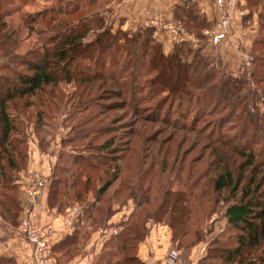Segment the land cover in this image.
<instances>
[{"label":"rangeland","instance_id":"1","mask_svg":"<svg viewBox=\"0 0 264 264\" xmlns=\"http://www.w3.org/2000/svg\"><path fill=\"white\" fill-rule=\"evenodd\" d=\"M58 1L3 0L0 2V11L6 10L5 13H7L1 19V22L5 21L6 25L1 26L0 29V76H8L14 80L15 74L13 75L12 72H29L22 61L25 58L33 57L40 49L41 42L46 41L49 34L52 33L48 28H45V23L50 19L49 17L58 14L54 10L56 7L50 10L57 6L55 2ZM71 1L73 5L77 3V0ZM68 2L63 1L62 9L65 10L68 7ZM106 4L107 0H96L91 5H81V9H78L77 13L67 18L74 22L86 14L101 16L103 20L105 16L109 25L114 22L112 30L115 31L119 28L115 22L116 16L110 11L104 14ZM262 6L264 4H255L251 7L258 14L259 12L264 13ZM39 13L41 15L38 16ZM249 18L251 20V16ZM256 18L255 28H252L256 30L254 39L261 42L255 45L252 43L251 49L245 45L241 47L240 44L236 49L238 61L231 67L222 60L216 47L209 45L204 34L202 38H198L189 33L186 26L180 22L184 27L185 36L186 34L191 35L190 40L186 41L184 38L183 41H180L186 44L183 50L188 59L204 57L209 60L214 59L213 63L216 64L215 62L220 56L222 64H216L215 68L221 72H216L217 75L213 82L219 78L232 79L230 76L243 77L245 82L248 80L246 84L245 82L241 83L240 87H232L225 95L231 96L232 99L237 97L236 100L239 99L238 102H241L232 108L231 116L226 115L230 110L228 108L230 104L223 97L219 99L221 102H218L214 107L209 104L208 108L195 103V101L192 104L183 101L180 106L177 101L172 102L171 99H168L164 102L160 99L158 109L156 107L157 100L166 96L165 92H159L152 100L148 99L141 103L137 110L132 109L129 105L124 106L122 98L114 93L119 90L120 85L115 84V80L109 79L104 84V54L98 57V54L95 53L93 57L77 59L79 67L74 74L78 79L89 72L88 74L94 78L93 80L89 82L72 80L69 83L61 81L55 87L46 86L43 91H37L33 96L13 101V112H17L23 119L22 124L17 125L20 131L18 135L29 138L32 133H36L39 137L38 133L43 135L46 131L49 135H45V139L40 144L41 148L45 147V144L54 135L59 136L61 152H63L61 153L63 156L60 161L61 167H65L64 170H83L82 181L90 175L92 189H96L103 182L107 176L104 171L114 170L118 164L119 170H173L172 180L175 179L173 188H184L185 182L191 184L195 181L196 184L192 188L190 197L193 207L191 213L193 221L191 220V222L195 223L193 228H198L205 233L204 241L207 247L204 254L213 253L214 255L209 257L205 264H232L235 262L238 264H264L260 258L261 254L264 255V235L260 239V246L242 247L232 263L227 262V252L218 251L228 248L232 251L233 248L239 246L238 236L242 233L240 228H236L222 219L226 206L233 202H239L245 190L251 191L246 199L252 198L255 202H261L264 205V95L261 94L264 84L252 81V76L254 75V79L257 76L255 71L253 75H250L251 69L256 65L257 58L261 56L260 59H264V42H262L264 31L261 29L262 25L260 27L259 24L262 22L260 17L258 18L257 15ZM251 24H253L252 20L247 23V25ZM209 27L207 26V28ZM98 29L94 32L90 31L85 40L93 39L99 32ZM122 29L129 33L135 30ZM4 36L9 39L5 40ZM242 52H246V56L251 58L249 65L243 61ZM207 54L211 58L207 57ZM117 59L118 64H121L120 57ZM263 64L264 62L259 64V68ZM105 68L115 72L111 73L112 76L116 78V81L120 79L121 82L127 80L134 73V68H131L127 73H122L118 65H112L108 60ZM263 74L264 72L261 73V75ZM97 75H101V78L96 77ZM122 75L123 77H121ZM150 76L146 72L140 73L136 79L143 86L135 85L132 90L137 94L149 93V88L153 86L149 83ZM1 83L0 80V86H2ZM211 83L205 84L208 90L214 89V85ZM153 89L157 88L153 87ZM216 90L218 89L216 88ZM216 94L217 91H215ZM131 103L134 106L136 104L134 101ZM170 104L171 107H169ZM210 109L212 110L208 111ZM165 110L168 115L167 113L165 115ZM196 110H204L208 113L202 116V113L195 114ZM196 115L200 117L197 119V128L201 126H204L202 130L207 128L204 134L190 130L192 117ZM38 116L40 121L48 122V125L36 129L35 124ZM218 116L221 123L216 126L213 120ZM210 130L211 132L213 130L214 137L217 134H222L227 138L236 135L232 141L237 147L234 145L222 146L220 153L225 151L227 155L212 156L213 145L210 143L213 140L206 138L207 132ZM107 139H112L114 143L112 147L104 148L101 144ZM233 147L238 150L243 148V152L240 151L242 154L239 151L238 153L232 151ZM91 156L96 157L91 158ZM82 157L85 158V161L82 160ZM224 167H230L233 183L220 193H215L212 190L213 178L219 172H223ZM176 170L181 171L176 174ZM69 178H72V175L65 176L64 179L69 181ZM235 187L237 190L234 191ZM198 196L199 198H197ZM85 199L90 200L88 197ZM78 203L83 205L84 202L81 200ZM97 229L99 230V228ZM209 247L210 250L214 248L212 249L214 251L207 250Z\"/></svg>","mask_w":264,"mask_h":264},{"label":"trees","instance_id":"2","mask_svg":"<svg viewBox=\"0 0 264 264\" xmlns=\"http://www.w3.org/2000/svg\"><path fill=\"white\" fill-rule=\"evenodd\" d=\"M63 1H70L65 10L61 6ZM94 1L96 0H77L75 5L72 4L71 0L55 2L57 6L52 7L50 10L56 7L54 10L58 14L49 17L50 19L45 23V28H48L52 33L49 34L46 41L43 40L41 42L40 49L36 53L34 52L33 57H30V59L25 58L22 61V64L26 66L29 72H12L13 75L15 74L14 80L8 76H0L2 82V86H0V212L16 228L19 224L22 206L15 180L19 171L25 169L28 163V138L18 135L20 131L17 125L22 124L23 119L20 118L21 115L17 112H13V101L33 96L37 91H43L46 86L55 87L61 81L69 83L72 80L80 82L93 80L94 78L88 74L89 72L78 79L74 76L76 69L79 67L77 59H87L93 57L95 53L98 54V57L104 54V84L108 79L115 80V84L120 85L119 90L114 92L115 95L122 98L124 106L129 105L132 109L137 110L141 103L148 101V99L152 100L159 92H165L166 96H162L157 100L156 107L158 109L160 99L161 101L164 100V102L168 99H171L170 101L172 102L177 101L180 106L183 101H187L188 104H192L195 101V103L208 108L209 104L214 107L218 102H221L219 99L223 97L230 104L228 106L230 110L226 115L228 116L229 114L231 116L232 108L241 103L238 102L239 99L236 100L237 97L232 99L231 96L225 95L229 93L232 87L242 86L241 83L245 82L243 77L230 76L232 79L219 78L216 82H213L217 75L216 72H221L215 68L217 67L216 64H222L220 56H218L216 64L213 63L214 59L209 60L204 57H195L190 60L183 50L186 45L184 42H174L171 51L165 53L162 44L154 37V29L151 27L140 26L133 30L132 33H129L123 30L121 26L115 31L112 30L114 22L109 25L105 16L103 20L101 16L86 14L74 22L67 18L77 13L78 9H81V5H91ZM108 2L109 0H107V4ZM107 4L104 8V14L109 11ZM255 4H264V0H247L249 8L247 14H250L249 16H252L253 12L251 6ZM5 11H0V29L1 26L6 25L5 21L1 22L2 17L7 14ZM257 15L262 21L259 24L260 27L262 25L261 29L264 31V13L259 12ZM173 19L183 23L189 33L198 38L203 37V29L211 26V22L206 15L197 7L196 0H180L176 3L173 8ZM97 29L99 32L95 34V37L86 41L88 33ZM4 39L8 40L9 38L4 36ZM260 42L255 38L252 43L255 45ZM211 47H216L217 50L219 46ZM134 55L135 57H133ZM118 57H120L121 64H118ZM207 57L211 58L209 54H207ZM260 57L257 58L256 65L252 68L253 70L251 69L250 75H253L255 71L257 76L254 79L253 75L252 81L264 84V74L261 75L264 72V64L259 68V64H262L264 59L262 60ZM107 60L112 65H118L122 73H127L131 68H134V73L127 80L121 82L119 79L116 81V78L111 74L115 72L105 68ZM145 72L151 75L149 83L153 86H146L150 87L149 93L137 94L132 90V87L135 85L138 87L143 86L136 78H138L140 73ZM96 77L101 78V75ZM207 82H212L214 89L210 88L208 90L205 85ZM246 83H248V80H246ZM153 87L157 89H153ZM215 91H217L216 95ZM261 94L264 95V89ZM132 101L136 103L135 106L131 103ZM171 104L169 107H171ZM32 105L34 106L35 104ZM251 108L254 107L251 106ZM164 112L166 115L167 111L165 110ZM199 113H202L203 116L208 112L196 110L195 114ZM197 119H200L197 115L192 117L190 130L192 132L197 131L198 134H204L207 128H204V130H202L204 126L197 128ZM213 121L216 126L221 123L219 116ZM44 125H48V122L43 123L38 116L35 124L36 129H40ZM207 133L206 138L213 140L210 143V145H213L211 155H214V157L217 155L221 156V154L223 156L227 155L225 151L220 153V149H222V146L230 147L234 145L235 142L232 139H235L236 135H233L232 138H227L222 134H217L214 137L213 130ZM38 135L39 137L36 136L41 144L45 139V135L49 134L45 131V134L41 135L38 133ZM113 143L112 139H107L101 145L104 148H108L112 147ZM234 146L237 147L236 145ZM235 147L231 150L237 153L239 151L242 154L240 151L243 148L238 150ZM61 153L52 168L50 197H59L62 200L59 203L66 205L65 208L71 206L68 203L71 199L76 202L81 200L84 202L81 215L74 223L71 233L68 232L69 234L67 235L73 234L75 228L81 223L82 216L93 215L94 221L97 223L95 228H97L102 226V222H105L110 215V207L113 201L122 203L130 198L134 202V209L128 218L120 222L117 232L109 234L104 241L103 249L95 264H144L136 256L135 250L138 243L148 232L147 222L149 219H152L153 222L168 224L172 230V241L176 246L183 248L184 251L196 242L204 240L205 233L198 228H193L195 223L191 222L193 207L192 203H190V197L192 188L196 184L195 181L191 184L185 182L184 188H173L175 180H172L173 170H119L118 164L114 170L104 171L107 176L96 189H92L90 175L86 176L82 181L84 177L83 170H64L65 167H61L60 161L63 157ZM95 157L91 156V158ZM82 160L85 161V158L82 157ZM252 163L251 161L250 164L252 165ZM88 165L93 166L92 164ZM222 170L224 171L219 172L212 181V190L215 193H220L233 183V174L230 167H224ZM176 171V174H178L181 170ZM188 173H190V170H188ZM71 175L72 178H69V181L64 179L65 176ZM156 186L158 187L156 188ZM235 190H237V187L234 188ZM88 192L93 195V199H85ZM250 193V190H245L240 201L227 205L224 211L222 219L242 231L238 236L239 246L233 248L232 251L230 248H228L229 250H218L227 252L226 259L228 263L234 261L242 247L247 245L251 247L260 246V239L264 235V205L261 202H255L252 198L246 199ZM103 194L104 205L96 207V211L93 213L96 202L102 199ZM197 201L199 202V200ZM103 227H106V225ZM212 249L214 248H211V250L210 247L207 248V250L214 251ZM211 256H214L213 253H206L199 260V264H205L206 260ZM260 258L264 261L263 254H261ZM0 264L7 263L0 259Z\"/></svg>","mask_w":264,"mask_h":264},{"label":"crops","instance_id":"3","mask_svg":"<svg viewBox=\"0 0 264 264\" xmlns=\"http://www.w3.org/2000/svg\"><path fill=\"white\" fill-rule=\"evenodd\" d=\"M180 0H109L107 7L109 11L115 14V22L124 29H136L140 27V22L145 17H150L153 13H158L163 19H173V8ZM197 7L204 13L211 22L217 17L216 12L212 8L213 0H196ZM249 8L247 0H239L237 8L231 10V15L236 21L235 35L239 38L240 46L245 45L251 49L254 39L255 29H252L257 22V14L252 12L250 23ZM247 22V23H245ZM153 28V27H151ZM255 28V27H254ZM154 29V37L162 44L165 53L171 51L174 41L168 30L159 28ZM191 35L186 34L185 40H190ZM218 52L224 62L229 67L238 61V53L233 47H218ZM60 137L54 135L45 147L41 148L40 141L35 133L28 138V163L25 169L20 170L15 180L18 189V196L21 200V216L28 206L27 196L23 188L32 180L34 171H40L49 177V183L44 187L37 198L35 206L32 210V219L41 224H49L53 229V254L52 260L48 264H95L103 249L104 241L109 233L101 234L96 226L93 215H85L81 217V223L77 226L71 235L64 231L61 215L66 205H61L62 201L58 197H50V183L53 175V166L61 153ZM59 144V145H58ZM52 189V187H51ZM88 199H93V195L88 192ZM68 202V201H67ZM70 205H79L73 199L68 202ZM104 205V194L96 207ZM104 207V206H101ZM111 213L102 222V226L118 230L120 222L126 220L134 209L132 199H127L122 203L113 201L111 203ZM148 232L144 238L138 243L135 254L144 263L151 264L153 262L164 261L168 251L172 248L177 249L179 257L177 264H199V260L205 255L204 251L207 247L204 240L196 242L189 246L187 250L178 247L172 241V230L168 224L164 222H153L149 219L147 222ZM71 233V232H70ZM0 259L7 264H36L31 255V248L18 239L16 227L0 212Z\"/></svg>","mask_w":264,"mask_h":264},{"label":"built area","instance_id":"4","mask_svg":"<svg viewBox=\"0 0 264 264\" xmlns=\"http://www.w3.org/2000/svg\"><path fill=\"white\" fill-rule=\"evenodd\" d=\"M239 0H213L212 8L216 12L217 17L213 20L212 25L203 30L210 46H231L235 49L239 48L240 41L235 35L237 26L235 19L231 15V10L237 8ZM142 27H155L163 30H168L171 39L174 42L183 41L185 38V30L180 22L174 20L163 19L160 14L153 13L150 17H145L141 20ZM243 61L247 65L250 64L251 58L247 57L246 52L241 53ZM49 183V177L42 174L40 171H34L32 180L23 188L28 206L24 210V215L20 217L19 224L16 228L18 239L27 244L31 248V255L36 264H48L52 260V234L53 229L49 224L41 225L32 219V210L37 202V198L42 189ZM82 206L71 205L65 208L61 215L62 224L65 232H70L74 223L81 215ZM100 233L114 234L116 228L99 227ZM178 251L172 248L168 251L165 260L162 262H153L151 264H177Z\"/></svg>","mask_w":264,"mask_h":264}]
</instances>
